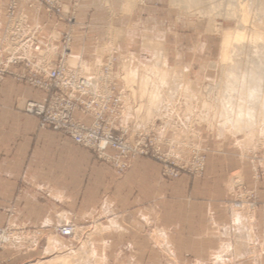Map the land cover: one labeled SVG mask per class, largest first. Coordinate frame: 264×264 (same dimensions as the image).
Wrapping results in <instances>:
<instances>
[{"label": "crops", "instance_id": "1", "mask_svg": "<svg viewBox=\"0 0 264 264\" xmlns=\"http://www.w3.org/2000/svg\"><path fill=\"white\" fill-rule=\"evenodd\" d=\"M57 1L77 6L68 63L93 64L110 57L120 62L128 57L145 65L161 54L167 67L181 70L190 81L216 76L221 35L207 20L182 14L170 0ZM4 16L5 3L0 0V61L15 58L17 63L9 67L13 74L29 73L24 61L33 71L49 70L61 53V33L67 24L47 22L44 11L36 15L26 4L16 9L12 27ZM43 97L44 93L10 74L0 86V226L5 223L4 207L13 204L18 228V241L0 253L3 262L44 258L48 240L56 237L54 228L68 222L83 234L101 231L94 239L123 238L124 233H142L147 228L157 237L170 229L172 251L175 240L190 246L195 239L207 246L202 239L214 233L204 226L206 221L216 231L230 227L232 217L223 203L231 199L228 182L234 173L247 189L256 191L258 206L251 230L262 241L258 249L264 254V181L252 183V164L233 150L234 145L202 132L201 146L209 152L199 179L185 174L162 178L161 165L144 157L118 177L91 151L59 132L40 129L37 118L23 111L24 101L39 103ZM158 132L163 138L169 136L167 130ZM169 214L171 222L165 217ZM43 240L44 248L38 251ZM206 252L194 251L201 256Z\"/></svg>", "mask_w": 264, "mask_h": 264}, {"label": "rangeland", "instance_id": "2", "mask_svg": "<svg viewBox=\"0 0 264 264\" xmlns=\"http://www.w3.org/2000/svg\"><path fill=\"white\" fill-rule=\"evenodd\" d=\"M202 1H204V6L200 5L202 8L200 6L198 8L188 7L183 0H170V4L182 14L207 20L213 25L214 31L221 35L220 54L215 64L216 76L198 82L190 81L181 70L167 67L162 61L159 64L161 65L159 66L160 73L173 72V75H175L170 82L171 87L168 85L169 89L163 91L154 89L156 91L152 90V92L149 80L146 81L148 85L143 86L140 84L141 80H136V86L138 87H135V91L130 89L131 96L127 92L128 90L124 92L132 107L130 113L123 112L124 102L121 100V124L130 128L131 139L142 134L144 137L148 136L149 139L153 140L154 146H151L150 149L158 148L164 157L162 159L151 156L140 157L149 158L159 163L162 178L176 179L182 174L187 175L192 180L203 177L209 152L208 148L201 146L200 134L203 132L217 142L227 141L231 143L236 147L233 150L240 151L244 157H247V161L252 164L250 167L251 181L256 186L264 181V95L261 98L263 94L261 92H264V13L259 10L264 5V0ZM3 2L5 3V0ZM25 4L27 6V3L19 6L23 7ZM60 4L64 5L65 11L67 10L69 13L70 8L68 6L76 3ZM35 14L38 13L35 12ZM4 17L7 20L6 4ZM53 20L58 21L57 19ZM46 21L49 22L47 17ZM9 24L12 27L14 25L13 20ZM227 30L237 33L239 37L238 40L231 42V46L229 45L227 50L229 51V58L223 62L220 56H222L224 33ZM157 56L162 57L161 54ZM66 57L64 62L67 66L79 70L81 67V76L97 81L98 85H107L109 81L116 80L119 83L118 87H120L119 98L122 99L120 92L126 85L124 79H119V76L120 78L124 76L123 74L121 76L120 62L117 57H115L117 70L105 78L101 74L102 61L93 64H82L73 60V62L68 63ZM7 60L0 61V67H3ZM134 62L137 63L135 64L137 71H145L155 61L145 65H141L137 61ZM9 67L10 65L7 71L12 75L13 73L9 71ZM29 68L31 69L30 65ZM29 68L27 69L30 72ZM99 77H102V80H99ZM165 84H168V82H165ZM245 84L246 89L244 88ZM241 88L245 89V92ZM107 97L108 94L105 92V95L101 94L100 99L107 101ZM239 101H242L245 104V106L242 104V107H247L248 110L247 115L245 113L246 109L241 108L244 114L243 117H247L246 120L251 118L250 122L253 121L254 125L256 121H259L257 125L253 126L252 124L250 125L252 127L249 126L251 129L256 128L252 134L248 132L249 128L245 127L248 124L244 122L243 117L240 118L243 119L242 122L240 121L241 123L239 121L238 124L235 123L238 104H241ZM26 103L27 101L22 103L23 111H25ZM214 113H216V120L213 117ZM243 129L248 130V133L246 131L242 132ZM159 130H167L169 136L167 138L159 136ZM108 152L112 153V150H108ZM95 158L103 161L96 156ZM138 158L134 159L124 172H118L112 164L106 161L103 162L110 165L119 177L126 174ZM165 168L178 172V176L170 175ZM235 175V173L230 175L231 178L228 182L231 199L223 203L232 217L229 223L230 227L227 230L216 231L214 230L215 227H212L211 223L206 221L204 226L210 228L214 233V237L208 235L207 238L202 239L207 246L198 245L195 239H193L194 243L190 246L189 243L179 244V240H175L176 244L173 248L177 251H172L171 238L168 237L169 233H172L170 229L164 230V234H158L157 237L151 235L154 233L152 228H147L141 231L142 233L134 230L130 234L124 233L125 237L123 238L94 239L93 235L101 231L96 230L95 232L83 234L82 230L76 229L72 223L68 222L66 224H72L75 228L74 235L71 238L63 239L59 237L55 232L58 227H55L54 234L56 237L48 240L49 247L47 246L48 249H46L44 258L31 263L24 261V263L16 264H49L52 259L55 260L58 257L70 255H74V261L77 258L75 263L70 264H264V254L258 249L263 243L261 240L259 242L256 240L251 230L254 210L258 206L256 191L247 189L243 185L241 177ZM235 200L243 201L244 205L239 209L235 208ZM16 214L17 209L13 204H9L3 209L5 223L0 226V229L8 237H3L4 240H7L3 244L0 243V253L9 249L8 247L14 241L15 243L18 241L15 236L18 228L14 226ZM165 217H168L167 222L172 221L170 214ZM44 243L43 240L38 244V251L43 250ZM189 249H191V252H188ZM257 249L259 252L256 251ZM197 250L208 252L201 256L202 253H194ZM3 259L4 257L0 258V264H14L11 261H5V263Z\"/></svg>", "mask_w": 264, "mask_h": 264}, {"label": "built area", "instance_id": "3", "mask_svg": "<svg viewBox=\"0 0 264 264\" xmlns=\"http://www.w3.org/2000/svg\"><path fill=\"white\" fill-rule=\"evenodd\" d=\"M23 3H27V7L34 9L36 13L44 11L49 22L57 19L68 26L61 33V53L49 70L44 71L42 67H37L33 71L29 68V62L24 61L23 65L29 68V74H12L17 81L25 82L44 93L41 102H27L24 107L27 113L37 118L39 127L59 132L63 137L71 139L75 145L90 150L98 159L112 164L118 172H124L140 156L162 159L164 155L158 148L150 149L154 146L153 140L142 134L131 139L130 128L121 124L122 103L119 98V83L116 80L101 86L97 81H88L81 76L80 70L65 64L64 59L69 54L75 29L76 4L68 6L70 12L65 13V6L57 0H5L8 24L14 20L16 9ZM116 62L115 57L106 58L102 61L101 70L112 75L117 70ZM16 63V59L11 58L0 67V84L9 74L8 66ZM105 92L108 94L107 101L100 99ZM75 113L79 116L76 117ZM108 150H112V153ZM165 170L174 177L178 176V172L166 168ZM243 205L241 200L234 202L237 209ZM55 232L66 239L74 235L75 228L72 224H66L58 227ZM4 236L8 237L0 229L1 244L7 240L3 239Z\"/></svg>", "mask_w": 264, "mask_h": 264}, {"label": "bare ground", "instance_id": "4", "mask_svg": "<svg viewBox=\"0 0 264 264\" xmlns=\"http://www.w3.org/2000/svg\"><path fill=\"white\" fill-rule=\"evenodd\" d=\"M185 3H186V5L188 6V7H199L200 5L202 6L203 4H204V1H202V0H183ZM206 2H207V0H206ZM200 6V8H202ZM204 6V5H203ZM197 8H196V10H197ZM199 8V9H200ZM260 12H262V13H264V5H262L261 7H260ZM224 40H223V50H222V56H220L223 60V62L224 61H227L228 60V52L229 51H227L229 48V45L231 46V42H233V41H236V40H238V37H239V35L237 34V33H233V32H230V30H227L225 33H224ZM162 62V58L161 57H158L157 56V58H156V60H155V62L153 63V64H151L150 66H148V69L147 70H145V71H141V70H136V68H135V64H137V63H135L133 60H132V58L131 59H127L126 57H123L122 59H121V61H120V63H119V69L121 70V76H122V74H123V76L124 77H122V78H120V76H119V79L120 80H122V79H124V81H125V85H126V87L120 92V97L122 96V99H120V100H122L123 102H124V106H123V112H125V113H130L131 112V109H132V107H131V104L129 103V101H128V99H127V97H125V91H127V92H129V94H130V89H131V91H135L136 89H135V87H138V86H136V80H141V82H140V84L143 86V85H145V84H147L146 83V81H148L149 83H150V86H151V88H150V90L152 91V90H154V89H156V90H158V91H163V90H165V89H169V86H170V82L172 81V79L175 77V75H173V72L172 73H160V71H159V66H161V65H159L160 63ZM79 70V69H78ZM80 70L82 71V69H81V67H80ZM101 74L103 75V77L105 78V77H108V75L109 74H106V73H104L103 71H101ZM180 74V73H179ZM178 74V75H179ZM182 74V73H181ZM180 74V75H181ZM179 75V76H180ZM183 75V74H182ZM183 78V77H182ZM87 79V78H86ZM180 79V78H179ZM88 81L90 80V81H93L92 79H87ZM99 80H102V77L100 78L99 77ZM173 81H175V80H173ZM165 82L167 83L168 82V84H165ZM139 83V82H138ZM137 83V84H138ZM172 84V83H171ZM148 85V84H147ZM146 85V86H147ZM169 85V86H168ZM141 86V87H142ZM145 87V86H144ZM148 87V86H147ZM171 87V86H170ZM243 87V86H242ZM146 88V87H145ZM145 88H143V89H145ZM244 88L246 89V84L244 85ZM172 89V88H171ZM238 89V88H237ZM245 89L243 90L242 88H241V90H243V92H245ZM146 90V89H145ZM156 90H154V91H156ZM148 91V90H147ZM167 91V90H166ZM170 91V90H169ZM145 92V91H144ZM153 92V91H152ZM123 93H124V96H123ZM242 93V92H241ZM263 93V94H262ZM122 94V95H121ZM133 94V93H132ZM244 94V93H243ZM261 98H263V95H264V92H261ZM147 95H148V93H147ZM151 95V94H150ZM130 96H131V94H130ZM201 98V97H200ZM152 99V98H151ZM153 101V100H152ZM240 102V101H239ZM241 104V106L238 104V108H237V112H236V115H235V117H236V124H238L237 122L239 121H241V120H243V119H240L241 117H243L244 116V114H243V110H244V108L246 109V111H245V113L248 111L247 110V107H242V101L240 102ZM244 106H245V104H243ZM240 106V107H239ZM236 108H235V110H236ZM241 108L243 109L242 111H241ZM229 110H231V109H229ZM233 110V109H232ZM241 112H242V114H241ZM231 114L233 113V112H230ZM247 114V113H246ZM212 115V114H211ZM215 115H216V113H214L213 114V117H214V119L216 118L215 117ZM248 115V114H247ZM246 115V116H247ZM228 116H229V114H228ZM240 116V117H239ZM250 116V115H249ZM231 117V116H230ZM235 117H234V119H235ZM228 118V117H227ZM244 118V117H243ZM247 118V117H246ZM246 118H244V122H246V124H248V126H245V127H247V129L249 128V131L248 130H242V132H244V131H248V132H250L251 134H252V132L254 133L255 131V129L256 128H254L253 127V129H251L250 127H252V126H250V125H252L253 124V126H255V125H257L258 124V122L256 121L255 122V125H254V123H253V121L252 122H250L251 121V118H248L247 120H246ZM240 119V120H239ZM212 120H213V118H212ZM216 120V119H215ZM215 120H213V121H215ZM231 120H232V118H231ZM246 120V121H245ZM255 120V119H254ZM205 121V120H204ZM221 122V121H220ZM242 122V121H241ZM240 122V123H241ZM243 122V123H244ZM247 122H249V123H247ZM200 123V122H199ZM239 123V124H240ZM245 124V125H246ZM243 125V124H242ZM250 126V127H249ZM244 127V126H243ZM257 131V130H256ZM247 132V133H248ZM246 134V133H245ZM251 134H249V135H251ZM245 136H247V135H245ZM251 235V234H250ZM52 243V242H51ZM53 244V243H52ZM56 245V244H55ZM55 245L53 246L54 248H55ZM51 246V245H50ZM49 247V246H48ZM48 247H47V249H48ZM52 247V248H53ZM57 248V247H56ZM60 248V247H59ZM56 250H58V249H56ZM60 250H61V248H60ZM48 251V250H47ZM78 256H80V255H78ZM75 257H77V256H75ZM75 259H74V255L73 256H66V257H58V258H56L55 260H50V261H52V262H49V264H70V263H72V262H76L77 261V258H76V261H74Z\"/></svg>", "mask_w": 264, "mask_h": 264}]
</instances>
